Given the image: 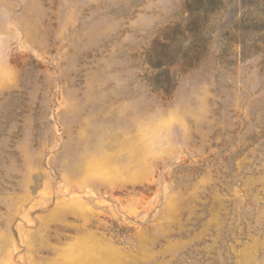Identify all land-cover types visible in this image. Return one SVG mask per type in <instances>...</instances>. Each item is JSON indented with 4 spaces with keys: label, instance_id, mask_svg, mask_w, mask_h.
Masks as SVG:
<instances>
[{
    "label": "rangeland",
    "instance_id": "rangeland-1",
    "mask_svg": "<svg viewBox=\"0 0 264 264\" xmlns=\"http://www.w3.org/2000/svg\"><path fill=\"white\" fill-rule=\"evenodd\" d=\"M0 264H264V0H0Z\"/></svg>",
    "mask_w": 264,
    "mask_h": 264
},
{
    "label": "trees",
    "instance_id": "trees-1",
    "mask_svg": "<svg viewBox=\"0 0 264 264\" xmlns=\"http://www.w3.org/2000/svg\"><path fill=\"white\" fill-rule=\"evenodd\" d=\"M195 49V48H194Z\"/></svg>",
    "mask_w": 264,
    "mask_h": 264
}]
</instances>
